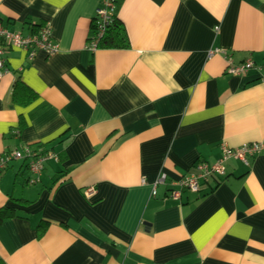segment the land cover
<instances>
[{
  "label": "crops",
  "instance_id": "1",
  "mask_svg": "<svg viewBox=\"0 0 264 264\" xmlns=\"http://www.w3.org/2000/svg\"><path fill=\"white\" fill-rule=\"evenodd\" d=\"M98 4L0 0L2 24L27 35L49 21L58 45L32 60L6 51L0 152L58 159L34 184L20 159L0 173V208L13 210L0 264H264V0H117L128 45L92 51ZM213 47L261 69L228 74ZM18 77L37 93L25 105L11 98ZM252 141L263 148L248 166L231 158L199 192L176 199L158 184L152 195L161 173Z\"/></svg>",
  "mask_w": 264,
  "mask_h": 264
},
{
  "label": "built area",
  "instance_id": "2",
  "mask_svg": "<svg viewBox=\"0 0 264 264\" xmlns=\"http://www.w3.org/2000/svg\"><path fill=\"white\" fill-rule=\"evenodd\" d=\"M116 12V0H99L93 16V33L87 43L89 50L99 48V41L107 26L112 23L114 13ZM218 29V26H216ZM10 47H21L26 50L27 57L32 60L37 50H43L51 55L58 49L57 43L53 39L52 27L49 21H44L36 31L30 34H23L20 31H13L6 27L0 21V76L7 71L6 51ZM221 54L226 61V73L231 75H245L249 70L261 68L256 66L254 61L247 58L241 62H235L232 56L223 48L213 47L207 51V56ZM220 156L213 162L198 160L192 169L186 174L168 179L165 173H161L152 183V195L156 194L158 184H168V195L172 198H180L183 190L199 192L203 182L209 177L226 175V161L234 158L241 161L244 165H249L251 158L258 154L263 144L260 141L245 142L239 146L232 147L226 142H222ZM23 160L25 167L30 172L28 182L34 184L40 180L44 163L48 159H58V155L53 150L38 151L29 145H23L20 148H14L7 152H0V173H2L13 160ZM168 179V181H167ZM145 182V179L142 180ZM94 191L93 186L85 189V194L89 196Z\"/></svg>",
  "mask_w": 264,
  "mask_h": 264
},
{
  "label": "trees",
  "instance_id": "3",
  "mask_svg": "<svg viewBox=\"0 0 264 264\" xmlns=\"http://www.w3.org/2000/svg\"><path fill=\"white\" fill-rule=\"evenodd\" d=\"M117 5V0H116ZM40 26L37 25L35 30ZM93 28V23H92ZM128 45V39L124 27L122 26L120 20L118 19L116 12L114 13V19L110 23L105 32L102 34L99 41L100 47H126ZM12 101L17 104L25 105L37 98V93L32 90L20 77H18L14 83L12 94ZM25 125V121L20 119L19 128L21 129ZM11 208L1 207L0 208V222L13 214Z\"/></svg>",
  "mask_w": 264,
  "mask_h": 264
}]
</instances>
